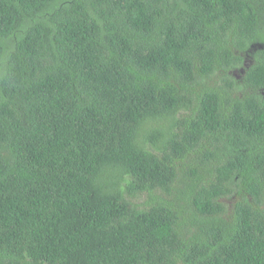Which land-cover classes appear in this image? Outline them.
<instances>
[{
	"label": "trees",
	"instance_id": "obj_1",
	"mask_svg": "<svg viewBox=\"0 0 264 264\" xmlns=\"http://www.w3.org/2000/svg\"><path fill=\"white\" fill-rule=\"evenodd\" d=\"M0 264H264V0H0Z\"/></svg>",
	"mask_w": 264,
	"mask_h": 264
},
{
	"label": "rangeland",
	"instance_id": "obj_2",
	"mask_svg": "<svg viewBox=\"0 0 264 264\" xmlns=\"http://www.w3.org/2000/svg\"><path fill=\"white\" fill-rule=\"evenodd\" d=\"M236 76H239V75L236 73Z\"/></svg>",
	"mask_w": 264,
	"mask_h": 264
}]
</instances>
